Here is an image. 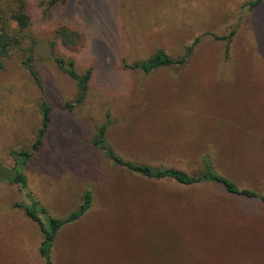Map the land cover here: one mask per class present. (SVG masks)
<instances>
[{
    "label": "rangeland",
    "instance_id": "374dc122",
    "mask_svg": "<svg viewBox=\"0 0 264 264\" xmlns=\"http://www.w3.org/2000/svg\"><path fill=\"white\" fill-rule=\"evenodd\" d=\"M30 0L33 36L55 40L71 26L84 46L58 45L79 75L92 70L81 104L78 84L48 64L45 90L9 61L0 70V161L35 140L41 104L52 123L22 168L26 190L0 184V264H46L43 233L24 207L54 218L93 202L65 226L54 264H264V0ZM235 32L229 53L227 41ZM196 38L189 63L151 74L131 69L157 51L180 57ZM108 125V146L126 161L206 170L255 192L230 194L220 184L153 181L115 165L94 142ZM41 216V215H40ZM47 216L43 215V220Z\"/></svg>",
    "mask_w": 264,
    "mask_h": 264
},
{
    "label": "trees",
    "instance_id": "16d2710c",
    "mask_svg": "<svg viewBox=\"0 0 264 264\" xmlns=\"http://www.w3.org/2000/svg\"><path fill=\"white\" fill-rule=\"evenodd\" d=\"M69 0H50L48 9L59 4H67ZM263 0H256L251 6L257 7ZM34 13L30 0H0V70L4 71L9 61L16 62L19 70L23 71L37 87L45 90L42 79L45 74V68L48 64H53L59 70L65 72L71 79L78 84V96L72 103H67L66 107L72 109L75 105L81 104L85 98L89 84L92 78V70L79 75L75 69V63L72 60L60 57L57 52L58 45L71 51H79L84 45V35L79 30L68 26L61 25L56 29L55 40L38 39L33 36ZM235 32L219 40H226V53H229L231 39ZM200 42V38H196L193 43L187 46L184 53L173 58L163 51H157L148 60L136 62L130 67L133 70H139L143 74H151L162 68H183L191 58L195 47ZM41 126L37 132L35 140L22 148V150H13L10 152L14 165L11 169L4 166L0 161V184L7 183L10 185L20 186L26 190L27 178L22 172L25 166L37 152L44 141L45 136L52 123L51 107L46 101L41 104ZM108 125H103L97 133L95 146L103 150L106 156L120 167L136 173L146 179L153 181L171 180L181 186H193L205 183L220 184L230 194H238L245 197L256 198L255 192L246 189H240L233 181L225 176L214 173L212 167L207 164V168L200 174H191L185 170L177 168L153 167L148 164H137L126 161L117 155L106 142V133ZM264 201V196L259 197ZM93 202L92 192L86 191L83 196L82 203L77 210L63 218L51 217L46 209L37 211L24 207L19 204L25 211L27 217L38 223L43 233L40 253L46 264H54L52 257V249L62 229L72 223L80 220L91 208ZM41 215V216H40ZM43 215L47 216V220H43Z\"/></svg>",
    "mask_w": 264,
    "mask_h": 264
},
{
    "label": "crops",
    "instance_id": "0c3cea01",
    "mask_svg": "<svg viewBox=\"0 0 264 264\" xmlns=\"http://www.w3.org/2000/svg\"><path fill=\"white\" fill-rule=\"evenodd\" d=\"M178 169H181V168H178ZM183 170V169H182ZM188 172V171H187ZM188 173H190V172H188ZM192 174V173H191Z\"/></svg>",
    "mask_w": 264,
    "mask_h": 264
}]
</instances>
